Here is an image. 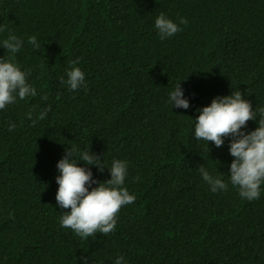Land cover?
<instances>
[{"label":"trees","instance_id":"16d2710c","mask_svg":"<svg viewBox=\"0 0 264 264\" xmlns=\"http://www.w3.org/2000/svg\"><path fill=\"white\" fill-rule=\"evenodd\" d=\"M161 13L182 29L164 40ZM9 35L23 41L11 62L37 94L0 110V264H264V183L258 199L241 198L228 176L232 137L220 148L194 137L217 97L239 90L264 108V0H0V59L13 55ZM72 67L85 75L75 91ZM179 83L188 109L169 103ZM67 150L99 156L103 172L77 166L100 183L113 161L126 163L122 187L136 199L106 236L61 227ZM200 166L227 190L213 193Z\"/></svg>","mask_w":264,"mask_h":264},{"label":"clouds","instance_id":"9594fccd","mask_svg":"<svg viewBox=\"0 0 264 264\" xmlns=\"http://www.w3.org/2000/svg\"><path fill=\"white\" fill-rule=\"evenodd\" d=\"M180 23L187 25L188 21L182 18ZM155 28L161 40L172 37L182 30L163 13L156 18ZM28 43L36 48L40 47L35 36L30 37ZM22 44L23 41L15 35H9L3 41V48L13 55L9 60L0 59V110L14 103L17 97L24 100L37 94L35 88L27 83L26 73L11 62ZM71 63L78 64L79 60ZM66 75V83L70 90L75 91L84 84L85 75L79 67H72ZM61 82L64 83L63 78ZM169 103L171 107L189 108V102L184 98L180 83L170 92ZM256 111L260 114L258 127L250 133L241 131L247 127L248 121L256 120ZM256 111L252 110L249 101L242 98V93L235 90L231 96L217 97L210 106L202 108L195 120L194 128V137L197 141H206L207 145L211 142L217 148L224 144V138L232 137L229 152L234 159L228 176L230 183L238 188L240 197L248 201L260 197L261 184L264 183V108ZM46 114V111L41 113L38 119H44ZM28 118H32L31 113L28 114ZM15 127V124H10L8 130L12 131ZM78 161L88 166L94 165L100 172L105 168L100 157L90 150L82 152L79 160L75 158L72 150L66 151L65 157L57 164L60 175L56 177V183L59 185L55 197L57 204L61 209H70L61 215V227L71 229L83 239L97 233L106 236L116 228V216L120 209L134 203L136 199L122 187L127 174L126 163L113 161L111 168H108L111 179L100 183L92 179L90 170L77 166ZM198 170L213 193L227 190V185L219 177L210 175L204 166H200ZM93 183L98 186L89 191L87 186ZM121 260L123 257L117 259L116 264H121Z\"/></svg>","mask_w":264,"mask_h":264}]
</instances>
